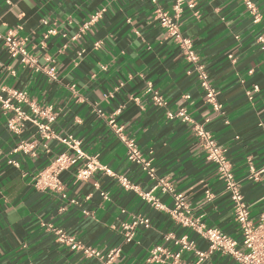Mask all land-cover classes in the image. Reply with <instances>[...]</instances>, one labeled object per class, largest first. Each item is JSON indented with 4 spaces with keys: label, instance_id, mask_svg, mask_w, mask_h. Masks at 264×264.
Segmentation results:
<instances>
[{
    "label": "crops",
    "instance_id": "1",
    "mask_svg": "<svg viewBox=\"0 0 264 264\" xmlns=\"http://www.w3.org/2000/svg\"><path fill=\"white\" fill-rule=\"evenodd\" d=\"M102 2L103 0H90V3L85 4V0H28L26 3L25 0H11L8 3V0H0V26H7L0 27V32L6 34L16 31L18 38L27 37L25 49L39 66H45L41 62L45 53L52 54L57 61V64L49 65L56 68L57 78L51 80L45 74L24 67L18 59L11 58L0 43V95L6 97L7 93L1 92V89H9L26 93L29 102L36 105L37 101L43 105L51 104L53 100L59 101L52 108V113L60 107L71 109L67 117L61 113L60 117L63 119L57 117L49 124V138L45 140L46 133L39 129V125L45 121L32 113L27 104L12 101L26 117H31L18 123L21 128L19 133L8 129V122L15 118L14 112L4 110L0 105V264H102L101 260L85 258L80 252L71 251L68 246L55 242L49 244L48 241L53 238L45 237L35 225L36 214L42 212L50 214L45 217V223L51 217H56L52 223L59 224L69 237L80 233V244L84 246L105 252L121 245V253L113 264H171L173 259L166 252L172 254L178 248L171 242L163 241L164 236L170 233L176 238L185 236L194 242L197 250L205 251L208 248L207 241L192 229L182 227L171 219L167 212L173 207L171 193L160 189L151 192L165 208L157 210L142 200L138 193L124 190L115 178L95 172L93 176L99 182L100 189L85 203L84 198L93 191L94 185L83 181L73 184L75 176L72 175L83 161L59 175L60 186H64L67 197L65 200L52 196L54 190L35 188L34 180L38 173L47 169L58 154L67 151L56 136H71L75 140H82L81 150L95 157L99 165L107 162L108 169L118 176H125L138 192L149 193L155 182L139 166L127 160L126 148L120 136L132 139L142 156L151 161L156 177L165 180L174 193L183 194L192 218L202 225L206 220L209 226L218 222L219 216L217 212L211 211L212 208L218 207L223 213L231 207L227 194L218 196L223 191L222 183L216 170L213 171L215 166L203 161L200 155L203 152L196 142L192 123L167 117L168 112L174 115L184 108L191 120L203 124L200 116L211 111V107L205 102L196 76L193 73L189 76L185 72L188 65L178 47L169 45L170 39L155 19L154 5L150 0H115V15L105 13V27L95 37L83 38L86 41L81 45L85 49L83 59L76 65L73 60L80 48L58 54V49L67 43L63 38H50L46 41L45 49L31 47L32 44H40L54 20L63 21L66 17L83 19L85 14L77 9V4L86 7L88 12H93ZM192 2L195 3L194 10L184 7L179 18L181 33L186 37L187 32L195 30L193 34L199 38L193 42L194 49L199 48L203 57L201 63L204 59L208 61L205 68L209 83L220 93L216 100L224 105L222 111L226 112L233 124L232 128H226L222 123L225 117H220L207 125V129L211 130L213 136L220 138V143L233 144L226 157L235 179L243 181L241 192L248 206L264 194V181L261 180L264 173L260 174L258 180L248 178L251 168L258 170L261 163H264V128L258 126L264 122V102L261 101L264 96V42L258 41L264 33L250 29L247 21H237L231 26L226 23L234 16V2L230 7L229 0ZM171 5L172 0H157V6L169 14L172 12ZM217 8L221 9L219 14L215 12ZM194 12L200 13L199 21L192 18ZM20 13H23L22 18H18ZM45 17H51L47 25L41 23ZM129 19L133 22L129 23ZM185 20H189V23L184 24ZM65 27L70 32L77 30L70 24ZM133 29L141 31L145 37V44L141 46L143 51L135 48L133 42L138 38ZM229 31L236 35H229ZM113 33V43L106 42V46L117 59L115 63H110V55L94 50L93 44L95 40ZM237 36L240 37L239 40ZM149 45L154 51H147ZM37 51L41 53L39 59L35 56ZM133 51L138 53L135 59L132 58ZM158 55L160 59L157 58ZM229 57L238 58L237 64L233 65ZM102 64L106 67H99ZM145 67L148 72L144 79L134 75L128 81L129 72H141ZM249 72L252 73L251 76L248 75ZM236 73L243 77L242 84L237 82L240 77ZM120 79L126 83L119 92H113V87H119ZM145 81H150L153 92L163 98L166 103L164 107H158L154 103L150 92L144 94ZM254 86L259 91H254ZM184 93H189L190 99L182 100ZM122 104L125 105L124 110L110 125L106 117H111L112 112ZM253 104L256 105L255 108L252 107ZM75 116L84 120L83 125L73 126ZM235 136L240 137L239 142L235 141ZM32 138L41 143L50 140V151L40 152L32 148L31 151L36 152L35 160L29 158L31 152L10 154L21 142L32 144ZM97 151L100 152L99 156H96ZM67 152L69 155L73 154ZM229 155L233 158L229 159ZM9 158L18 161L21 166L16 168L8 165L6 162ZM92 179L93 177H89L90 181ZM206 189L214 199L206 202L207 207L201 205V210H196L195 206L204 199ZM101 192L108 193L110 200L105 201ZM73 197L80 200L81 205L69 208L60 215V208ZM13 206L17 209L13 215H20L21 218L9 224L8 213L12 212ZM120 209L126 211L120 212ZM193 212L195 216L192 215ZM204 213L209 215L204 216ZM132 214L147 218L150 227L138 228L132 241L123 244L121 233H117L116 228L129 221ZM253 215L257 217V222L259 213ZM91 216H95L100 223H91L87 228H82L81 222H87ZM112 225L116 228H111ZM217 226L220 227L218 223ZM223 230L228 236L239 239L233 225L227 221L223 224ZM156 247H162L164 251L152 260L151 250ZM180 261L183 264H194L197 257L193 252H183ZM203 264L237 263L227 256L221 257L220 253H214Z\"/></svg>",
    "mask_w": 264,
    "mask_h": 264
},
{
    "label": "clouds",
    "instance_id": "2",
    "mask_svg": "<svg viewBox=\"0 0 264 264\" xmlns=\"http://www.w3.org/2000/svg\"><path fill=\"white\" fill-rule=\"evenodd\" d=\"M25 2L28 3V0H25ZM114 2L115 0H103V2L100 5H98L97 9L94 10L93 12H88L86 7L80 4H77L76 5L77 9L85 14L83 19H80L78 17L77 18L66 17L63 21L54 20L51 27L48 29V31L44 33L43 39L41 40L40 44L39 45L32 44L31 47L34 49L35 48L45 49L47 47L46 41L49 40L50 38H53V37H56L57 39L63 38L64 40L67 41V43H64L62 47L58 49V54L62 55L69 49L75 50V48H80V51L76 52L75 59L73 60L74 65L78 64L83 59L82 53L85 51V49L81 47V45L86 42L83 38L88 37L91 39L95 37V35L101 30V28L105 27V13L110 12L112 15H115L116 8L113 7ZM155 2L156 0H153V3ZM184 2L185 0H176L174 11L177 13V15L181 11V5L184 4ZM233 2L236 3V7L233 9L234 16L232 19L227 20L226 23L229 26H231L237 21H240L241 23H243L244 21H247L250 29H255L258 32L264 33V0H229L228 6L230 7L231 3ZM8 3H11V0H8ZM88 3H90V0H85V4H88ZM188 7L190 9L194 8L195 3H193L192 0H189ZM221 7H223V5ZM220 10H221L220 8H217L215 9V12L219 14ZM22 17H23V13H20L18 18H22ZM50 18L51 17H45L44 19H42L41 23L47 25L48 20ZM192 18L199 21L200 13L194 12ZM128 22L132 23L133 21L129 19ZM187 23H189V20L184 21V24H187ZM66 24L72 25L77 30L70 32L69 29L65 27ZM0 27L6 28L7 26L4 25ZM172 27L174 29L176 28L175 25H173ZM133 31L135 33V37L138 38L133 42L135 45V48L143 51V48L141 46L145 44V37L141 31L137 29H133ZM194 31L195 30L187 32L185 34L186 38H183V39H181V37L177 34L174 40L169 41V45L174 46L175 44L179 43L181 53L186 54L185 62L190 61V63L188 64V68L185 69V72H187L189 76H191L192 72L195 71L196 73L200 74L202 77L206 78V73L203 72V69L207 67L208 61L204 59V62L200 63V60L203 57L199 51V48H196L194 50L192 49L194 40L199 38L197 36H194L193 34ZM177 33H178V29H177ZM0 34H2V32H0ZM10 35L15 36L16 31L10 32ZM114 35H115L114 33L107 34L103 37V39L95 40L93 44L94 50H99L100 52H104L110 55V63H115L117 56L111 54L110 49L106 46V42L108 44L113 43ZM229 35H236V33L229 31ZM239 39L240 37L237 36V40ZM259 40L264 41V35H260ZM26 43H28V38L24 37L20 41V44L23 45ZM21 51H23V48H21ZM147 51L152 52L154 51V49L149 45L147 47ZM137 55L138 53L136 51H133L132 58L135 59ZM35 56L37 59H39L41 57V53L37 51L35 53ZM157 58L160 59L161 57H159L158 55ZM29 59H31V57H29ZM229 59H232V58L229 57ZM41 62L46 66L45 70L48 72L49 77L51 79H56L57 78L55 75L56 68L47 67L50 64H57V61L54 59L53 55L45 53ZM237 62H238V58L232 59L233 65H236ZM13 63H15V61H13ZM33 63H35V60H33ZM99 67L104 68L106 67V65L102 64V65H99ZM147 72H148L147 67H145L144 71H141V72H136V73L129 72L127 74V79L128 81H131L134 75L139 76L140 79H144ZM12 75H15V73H12ZM236 75L240 77L237 82L242 84L243 77L240 76V73H236ZM248 75L251 76L252 73L249 72ZM68 78H71V76H69ZM93 79H95V77H93ZM125 83H126L125 80L120 79L119 87H113L112 91L119 92L120 88H122ZM145 84H146V89L144 93L145 95L147 94V92L154 91L150 81H145ZM84 87H87V85H84ZM165 87H167V85H165ZM256 90L259 91L258 87L256 88ZM172 94L174 95L175 93L173 92ZM16 95L17 94L15 92H12L9 95L7 100H5L3 97H0V105H2L4 110H12L13 106L9 103V101L13 98V96H16ZM218 95H220V93L217 92L215 89H212L209 92L210 99L206 101V103L211 104V111H206L200 116V119L203 120V124H199L198 122L191 120L190 116L184 115L183 118L185 120H189L190 123H195L196 127L201 130L200 134L206 135L208 137V140L210 141V143L217 149L219 153V157H220L219 163H224L225 162L224 154L229 153V150L233 148V144L232 143H220V138L218 136H213L211 130L207 129V125L211 124L214 120H218L220 117H225L222 123L226 128L233 127L232 120L227 118L225 111H222V109L224 108V105L217 102L216 100V96ZM111 96H112V92L109 93V97ZM181 99L182 100L190 99V94L184 93ZM153 100L157 104H162L164 102L163 98L159 97L158 94H154ZM249 100H251V94H249ZM261 101L264 102V96L261 97ZM58 103L59 101L53 100L51 104L43 105L39 101H37L36 110L39 111L40 107L45 108V111L41 113V115L48 116L49 124H50L52 120H55L57 119V117H60L61 113H63L64 117H67L69 115V111H71V109L66 110V106H65V107L57 108V111L55 113H52V108L56 107ZM77 103H79V101ZM192 103L194 104L195 101H192ZM252 107L255 108L256 105L253 104ZM124 108H125V105L122 104L112 112L111 117H106L110 125L113 124V119L116 116H118L124 110ZM141 108L144 109L143 104H141ZM15 110L19 112V108ZM49 113H51L50 116H49ZM172 115H173L172 112L167 113V117L169 119L172 118ZM181 115H183V113H181ZM24 118L30 119L31 117H24ZM39 118L40 117L38 116L37 119ZM60 119H63V117H60ZM83 123H84V120L80 116H75L72 120L73 126L83 125ZM9 126L16 133H19L21 131V128L17 126L16 119L10 121ZM258 126L264 128V122H261V124ZM45 127H47V125H41V128H45ZM61 135H63V131H61ZM32 139H33V143L24 148L25 152H31V155L29 158L33 160L36 159V152L31 151L32 148H36V151H40V152L50 151L49 149V143L51 142L50 140L48 142L41 143L40 141L35 140V138H32ZM44 139L47 140V137H45ZM56 139L60 140V136H56ZM234 139L237 142L240 141L239 136H235ZM80 143H83V141L74 140L71 136H69L67 146L68 148L75 147L76 153H78V155L74 153L71 156H69L68 152L65 151L63 155L61 156V159H67L69 162L68 164H65L63 166L65 168H68L70 164L78 163L81 160L91 161L88 163L81 164L80 167L77 168L76 173H72V175L75 176V179L73 180V184H77L83 181L84 183H92L94 185L93 191L90 192L89 195L84 198V202L86 203L89 199H91V197L95 194V192L100 189V184L93 176V173L97 171V169L93 167V164L95 163V157L91 156L90 154H87L84 151H81L80 148L78 147ZM13 152L19 153L20 149L19 148L14 149ZM99 154L100 152L97 151L96 156H99ZM200 155L203 158V161L205 163L209 159H211V157H209L206 152L201 153ZM232 158L233 157L229 155V159H232ZM21 159L23 160L24 157H21ZM9 162L15 164L17 168L21 166L18 161H9ZM106 163L107 162L99 166L100 172L103 173L104 175L116 176L117 175L116 173L110 172L108 170ZM214 163L216 162L214 161ZM217 167H219V164H217ZM85 169H90V170L85 171ZM260 170L264 172V163H261ZM213 171H215V169H213ZM256 175L259 176V173H256ZM89 177H93V179L90 181ZM248 178L252 179V176L249 175ZM223 179L224 177H220V180H223ZM261 180L264 181V177H261ZM233 185H235V187H232ZM242 186H243V181L238 182L234 177L230 178L228 187L231 188L234 195L231 198V201H229V203L234 204V206L229 207L228 210L223 213L219 211L218 207H214L211 209V211L217 212L219 216V220L217 223L220 225V227L217 226V223H212L209 226L207 220L205 221L204 225H200V228L205 229V231L201 233V235L205 239H210L209 233H211V235L213 236L219 233V235L217 236V241L214 244V246L221 253V257H223L224 255H227V253H232L233 256H236L238 255V252L235 251L234 249H239V248L244 247V244L240 243L239 239L230 238L229 241L226 242L224 240L225 234L223 230V224L225 223V221H227L228 223L233 225L235 229L236 237H242L243 235L244 229L240 227L241 217H238L236 215V213L239 211L240 208L245 207V204L241 203V201H244L245 199L244 195L240 194V189L242 188ZM193 187H195V185H193ZM227 192H228V189L226 188L223 191L219 192L218 196H225ZM45 195H48V193H45ZM51 195L54 196L56 199L62 200V201L67 198L65 194L64 186L58 187L55 192L51 193ZM78 195H79V190L77 189L76 196ZM101 195L104 197L105 201L110 200V196L108 193L101 192ZM213 199L214 197L212 195L206 196V199H201L195 206L196 210H201V205L207 207L206 200L208 202H212ZM5 203H7V200L5 201ZM80 205H81V201L73 197L67 204L64 205V207L60 208L59 214L62 215L66 212L67 209L72 208V207H79ZM257 205H259V207H257ZM21 207H23V205H21ZM16 211L17 209L15 208V206H13L12 212L8 213V223L9 224L14 223L15 221L21 218L20 215H13V212H16ZM119 211L125 212L126 210L120 209ZM245 213H246L244 217L245 224L251 223L253 225H255V222L257 220V217L253 215V213H259V221H260L259 227L261 229H264V194H261L259 199H255L254 203L248 204L247 208L245 209ZM49 215H50L49 213L42 212V213H37L34 218L35 225L40 228L41 232L44 233V236L45 237L51 236L53 238L52 240L48 241V243L51 244L55 242V243L60 244L61 246H70V247H73L79 250V248L81 247L80 240H79L80 233L77 232L71 237H69L66 234L65 230L59 226V224L52 223V220H55L56 217L54 216L51 217V220L45 223V217ZM192 215L195 216V212H193ZM208 215H209L208 213H204V216H208ZM91 223H100V221L95 216H91L87 219V222H83V221L81 222V227L87 228L88 225ZM136 223H143L146 225V227L149 226L147 220L140 219L139 217H137L135 220V223H132V224L124 223L122 224L121 228H116L115 225H112L111 228H116V232L120 233L122 230H130L134 228ZM169 235H171V233ZM125 237H126L125 242H127L128 240H131L134 238V233H132L131 231H128L125 233ZM137 243H139V241H137ZM244 243H247V240H245ZM186 247H190V246L186 245ZM190 251H195V248L190 247ZM97 255H99V253H97ZM169 255H171V253H169ZM199 255L201 256V260L199 261V264H203V260L208 259V257L204 256L203 253H200ZM112 259L115 260L116 257H113ZM109 264H111V261L109 262ZM181 264H183V262H181Z\"/></svg>",
    "mask_w": 264,
    "mask_h": 264
},
{
    "label": "built area",
    "instance_id": "3",
    "mask_svg": "<svg viewBox=\"0 0 264 264\" xmlns=\"http://www.w3.org/2000/svg\"><path fill=\"white\" fill-rule=\"evenodd\" d=\"M150 1L154 5L153 7H154L155 19L158 21L161 28L165 31L166 37L170 40H174L175 36L178 34L181 37V39L186 38L181 33L179 18L182 14L184 7H186L189 10H194V8L190 9L188 7L189 1L185 0L184 4L181 5V11L179 12L178 15L174 11V8L176 5V0H172V5H171V11L172 12H171V14L160 9L157 6V0L155 3H153V0H150ZM173 25L176 26L175 29L172 27ZM177 29H178V33H177ZM22 39L18 38L16 35L15 36L10 35V32H8L6 34H0V43L6 48V50L8 51L11 58L18 59L19 62L24 67L34 69L35 72L45 74L47 77H49L48 72L45 70L46 66H39L36 63V60L32 56H30L29 53L26 51L25 44H23V45L20 44V41ZM258 41L260 43L264 42V41H260L259 38H258ZM175 45L180 50L179 43H177ZM21 48H23V51H21ZM192 49L194 50V45H192ZM180 52H181V50H180ZM181 55L185 61L186 54L181 53ZM29 57H31V59H29ZM33 60H35V63H33ZM26 61H27V63H26ZM189 63H190V61L186 62L187 65ZM47 67L54 68L53 66H49V65ZM203 72L206 73V78L202 77L200 74L196 73L195 71H193L192 73L196 76L198 84H199L200 88L203 90L204 99L206 102L210 99L209 92L213 89V87L209 83V77H208V74L206 72V68L203 69ZM55 75H56V73H55ZM51 80H56V79H51ZM256 88L257 87H254V91H257ZM1 92L7 93L6 97H3L2 95H0V97H3L5 100L8 99L9 95L12 92H15L17 94L16 96H13V98L9 101V103L13 106L11 111H13L15 114L14 119L17 120V126H18V123L20 121L26 119V118H24V117H26V115L21 110V108L19 106H15L12 103V101L17 102L18 104H22V103L27 104L32 113L41 116L43 118V120L45 121V123L40 124L39 129L46 133L45 137H48L49 117L41 115V113H43L45 111V109L44 110L39 109V111H37L36 110V104L29 102L27 95L24 92H18V91L9 90V89H1ZM150 94H151L152 99H153L154 94H157V93L156 92H150ZM159 97H161V96H159ZM155 104L158 107H164L166 105L165 101L162 104H157V103H155ZM207 104L211 107L210 103H207ZM1 107H2V105H1ZM17 108H19V112H17L15 110ZM181 113H183V115H181ZM50 115H51V113H49V116ZM184 115L188 116L186 113V110L184 108H181L178 110V112H176V114L172 115V118H179L182 122L190 123L189 120H185L183 118ZM10 121H12V120H10ZM9 122H8V129L10 131L14 132V130L9 126ZM41 125H47V127L41 128ZM192 125H193L192 128L194 131V136H195L196 142L199 145V147L201 148L202 152L203 153L206 152L207 155L209 157H211V159H209L208 162L215 166L216 174H217L219 180H220V177H224L223 180H220L222 183V190H224L226 188L228 189L227 196L229 198V201H231V198L233 197L234 193L232 192L231 188L228 187V184H229L230 178L234 177V173H233L231 164L226 157V153L224 154L225 162L219 163L220 157H219V153H218L217 149L210 143V141L208 140V137L206 135L200 134L201 130L196 127L195 123H192ZM68 137L69 136L64 137V138H60V140H58L59 143L62 144L63 146H65L67 151L72 152L73 154L75 153L78 155V153H76L75 147L68 148V146H67ZM120 140L122 141V143L124 144V146L126 148L127 160L130 163H133V164L139 166L140 169L142 170V172H144V174L150 180L155 182L154 183L155 185L153 186L152 190L149 193H143V192H138V189L134 185H132L125 176H118V175H116V176L106 175V176L111 177V178H115L117 180V182L119 183V185L124 190L133 191V192L138 193V195L141 197L142 200L151 204V206L157 210H164L165 208L151 194V192L154 190L160 189L162 192L171 193L172 198H173V207L167 211L169 213L171 219L175 223L181 225L182 227L192 229L198 236H200L202 239L206 240L208 243L207 250L200 251V250H197L194 246V243L189 241L185 236H183L181 238H176L173 234H171V235L166 234L163 238V241L165 243L171 242L175 247L178 248L177 251L172 253L171 255H169V252H166V254H168V256H170L173 259V262L171 264H181L180 259H181V254L183 252H193L195 254V256L197 257V261L194 264H199V261L201 260V256L199 255L200 253H203L204 256H207L208 258L211 255H213L214 253H220L217 250V248L214 246V244L217 241V236L219 235V233H217V235H215V236H213V235H211V233H209L210 239H205L201 235V233L203 231H205V229L200 228V225H202V224H200V222L198 220L192 218L191 210H190L188 204L186 203L183 194L174 193L173 190L170 188V185L165 180L158 179L156 177L155 170L151 165V161L148 159H145L142 156V154L139 152L138 148L136 147V145L132 139H128V138H125L123 136H120ZM29 145H31V144L21 142L14 149L19 148L20 153L28 154L30 152H25L24 148L29 146ZM78 147L81 150L80 144L78 145ZM13 150L11 151L10 154H14ZM62 155H63V153L58 154L47 169L42 170L41 172L38 173L37 177L34 180V187L35 188L40 189V190L50 189V190L56 191L57 188L60 187L59 175L61 174V172L66 171V170L70 169L71 167L78 164V163L70 164L68 168L63 167L65 164H68L69 162L67 159H61ZM69 156H71V155H69ZM9 161H15V160L9 158V159H7L6 163L10 166L16 167L15 164L10 163ZM81 161H83L84 163L91 162V161H85V160H81ZM214 161L216 163H214ZM217 164H219V167H217ZM99 166L100 165L95 160L93 167L97 169L96 172H100ZM89 170L90 169H85V171H89ZM108 170L110 172H112L110 169H108ZM256 173H259V176H260V174H262L264 172H262L260 170V168L258 170H254L251 168L250 175L252 176V178L254 180L259 179V176H257ZM232 187H235V185H233ZM240 194L243 195L241 192V189H240ZM208 195H212V194L209 192V190L206 189L204 191V199H206V196H208ZM206 202H208V201L206 200ZM241 203H244L245 207L240 208L239 211L236 213V215L238 217H241L240 227L243 228L244 231H243L242 237H239V240H240V243L244 244V247L239 248V249H234L235 251L238 252V255H236V256H233L232 253H227V255H224V256L231 258L237 264H264V234H262V233H264V229H261L259 227V224H260L259 220L257 222H255V225H253L251 223L245 224L244 217L246 215L245 209L247 208V204L245 201H241ZM233 206H234V204H231V207H233ZM137 217H139L140 219L147 220L149 226L146 227V225L143 223H136L134 228H132L130 230H122L120 233L122 236V243L123 244L129 243L132 241V239H131V240H128L127 242H125V239H126L125 233L126 232L131 231L132 233L135 234L136 230L140 227L145 228V229H148L150 227L149 220L147 218H145L141 215H137V214L130 215L129 221L123 222L122 224H124V223H128V224L135 223V220ZM122 224L120 225V228H121ZM197 229H199V230H197ZM230 238H232V237L228 236L227 234L224 235V240L226 242L229 241ZM245 240H247V243H244ZM186 245H188L190 247H194L195 251H190V247H186ZM249 245H251V246H249ZM68 247L71 251L80 252L82 254V256H84L85 258L99 259V260H101L102 264H109L110 261H111V264H113L117 260V258L119 257V255L121 253V245L110 248L109 250H106L105 252H102V251L98 250L97 248L84 246L82 244H81V247L79 248V250H77L76 248L70 247V246H68ZM163 251H164V249L162 247H156L153 250H151L152 260L156 259L157 254L161 253ZM97 253H99V255H97ZM113 257H116V259L113 260L112 259ZM204 260H207V259H204Z\"/></svg>",
    "mask_w": 264,
    "mask_h": 264
}]
</instances>
